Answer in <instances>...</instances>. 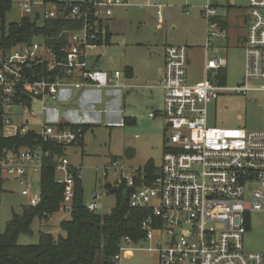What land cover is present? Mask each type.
Wrapping results in <instances>:
<instances>
[{
  "label": "built area",
  "instance_id": "obj_1",
  "mask_svg": "<svg viewBox=\"0 0 264 264\" xmlns=\"http://www.w3.org/2000/svg\"><path fill=\"white\" fill-rule=\"evenodd\" d=\"M207 0L201 15L206 20L204 43L205 78L190 85L187 81L188 56L184 46L164 48L161 116L170 130L166 138L159 174L151 186L135 188L129 195V209H146L150 213L141 221L143 240L151 242L155 233L165 237L157 247L159 264H264V253L245 252L242 236L246 232L248 213L264 209V131L217 129L207 125V105L223 92L245 96L264 91L252 82H264V0H248L247 32L244 42V74L241 86L227 88L210 72L225 67L224 60L210 57L212 45L225 41L226 29ZM36 5V4H35ZM127 0H82L50 5L32 12L30 4L22 6L26 15L41 20L61 19L79 24V28L62 31L46 38L59 45L47 44L44 37L31 43L0 50V106L5 136L35 134V147L0 154V184L11 178L27 198L28 207H37L39 192H33L31 179L40 176L43 162L50 156L43 146L73 147L81 144L80 125H55L42 116L56 103L62 90L86 88L124 89L120 72L107 74L91 69L88 55L98 49L105 33L102 19L113 9L128 6ZM147 6H158L147 1ZM25 100H30L27 106ZM39 106L35 110L34 104ZM153 115L151 114L150 117ZM123 124H119L122 127ZM117 175V185L135 186V178L145 180L143 169L127 168L115 160L104 168ZM55 183L63 188L59 213L69 215L80 170L70 166L66 157L56 161ZM95 200L86 209L95 212ZM125 244H131L126 238ZM125 250V246L120 252ZM119 262L120 255L115 256Z\"/></svg>",
  "mask_w": 264,
  "mask_h": 264
},
{
  "label": "rangeland",
  "instance_id": "obj_2",
  "mask_svg": "<svg viewBox=\"0 0 264 264\" xmlns=\"http://www.w3.org/2000/svg\"><path fill=\"white\" fill-rule=\"evenodd\" d=\"M11 8L6 13L5 24L18 23L23 17H33V14L23 13L22 6L30 4L32 12L43 8L36 6L42 0H11ZM62 3H76L82 0H58ZM148 0H130L126 8L114 9V17L123 23V34L115 37L107 48H101L99 63L104 69L122 71L130 66L135 73L140 74L160 46L164 43L179 46H189L193 50L189 54L188 78L190 82L203 79L202 67L205 54L198 47L205 43L206 20L200 10L207 5V0H151L158 6H147ZM36 4V5H35ZM217 16L225 21L227 37L220 43L221 50L210 52L209 56L220 58L225 62L224 87L241 86L244 74V42L247 32L248 0H212ZM157 7H160L158 9ZM185 11L189 15H185ZM163 22L158 23L157 13ZM119 31V32H121ZM158 46V47H157ZM217 47L218 45H214ZM100 67H98L99 69ZM102 69V68H101ZM253 88H264V82H252ZM36 111L39 106L34 104ZM161 103L157 104L160 107ZM151 105L138 109L136 122L124 129L105 128L103 118L92 130L83 135V148L73 146L66 149V156L73 167H79L81 174L82 201L88 205L96 202L95 213L108 215L115 206V196L106 194V184H113L117 175L111 171L104 176V168H108L115 160H121L127 168H144L152 163L159 171L162 157L167 149L166 138L170 130L165 128L161 118L151 121L148 118ZM207 125L217 129H242L246 132L264 131V91H253L245 96L235 92H223L218 98L207 105ZM127 148L134 149L135 156L126 160L123 156ZM116 158V159H113ZM32 191H40V176L31 179ZM28 201L21 194V187L11 178L3 179L0 186V232L13 214H20ZM69 215L55 214L48 223L34 219L30 234H22L17 239L21 246L36 245L41 233H50L57 238L59 223ZM246 232L242 236V246L245 252L264 253V209L260 212L248 213L246 216ZM165 242V237L155 233L151 242L141 240L136 244H125V250L119 253L118 264H159L158 253L149 251L157 247V240Z\"/></svg>",
  "mask_w": 264,
  "mask_h": 264
},
{
  "label": "trees",
  "instance_id": "obj_3",
  "mask_svg": "<svg viewBox=\"0 0 264 264\" xmlns=\"http://www.w3.org/2000/svg\"><path fill=\"white\" fill-rule=\"evenodd\" d=\"M45 4L60 5L58 0H42ZM11 0H0V50L6 51L35 38H55L62 31L77 29L79 24L61 19L41 20L38 15L23 17L18 23L5 24L6 13L11 8ZM225 28V21H221ZM47 40V39H46ZM47 44L59 45L47 40ZM220 85L225 83V71L217 73ZM27 106L31 101L25 100ZM3 112L0 106V154L5 151H18L21 148L35 147V134L5 136L3 133ZM83 129V128H82ZM84 132V130H83ZM50 156L43 162L40 173L41 201L37 207H24L20 214H13L0 232V264H118L115 256L128 238L131 244L143 240L144 232L140 223L150 213L146 209H129V195L135 188L151 186L159 174L152 163L144 168L145 180L135 178L134 187L124 184H106V194L115 196V206L108 215L100 216L86 209L82 201L81 182L76 181L72 209L69 216L59 223L57 238L50 233H41L36 245L21 246L17 239L22 234H30L34 219L42 223L59 213L63 198V188L55 183L56 161L65 157L63 146H43ZM140 169V168H139ZM1 186V184H0Z\"/></svg>",
  "mask_w": 264,
  "mask_h": 264
},
{
  "label": "crops",
  "instance_id": "obj_4",
  "mask_svg": "<svg viewBox=\"0 0 264 264\" xmlns=\"http://www.w3.org/2000/svg\"><path fill=\"white\" fill-rule=\"evenodd\" d=\"M229 1L230 4L233 5L234 0ZM127 2L129 5L131 4L130 0H127ZM126 7L127 6L117 8ZM157 8L160 9V7ZM114 9L112 15L108 18L102 19L100 23V27L105 33L104 41L99 45L96 51L90 52L88 55V65L91 69L104 71L109 75L118 70L104 69L103 64L99 63L102 55H98L96 53H99V50L103 47H109L115 37H120L123 34L121 30L123 29L124 24L115 19ZM185 15H189V12L185 11ZM157 16L158 23L163 22L159 12L157 13ZM219 18L223 20L221 17ZM222 42L223 41L214 42L212 45V51H217L218 49L221 50L219 45ZM214 45L218 46L215 47ZM166 46L179 45H171L167 43L162 44L158 52L153 55L151 62L147 65V68H145L138 75L130 66H125L122 71H119V82L125 86L124 89L86 88L82 90H62L59 94L58 101L50 105V109L42 116V118L45 121L55 125H80L84 130V135L85 133H87V131L92 130L93 127L100 123L101 117L104 119L102 122V126L105 128L124 129L128 125H134L136 122V113L138 109L144 108L146 105H151V112L148 113V118L151 121H155L159 118L163 120L161 116L163 106V91L160 87V82L163 77L164 48ZM183 46L187 49L189 66V54L193 50L197 49L186 45ZM198 50L203 51V53L205 54L204 44L198 47ZM188 66V83L190 85H194L196 83L202 82L205 78V62L201 71L203 79L195 83L189 81ZM98 67L100 68L98 69ZM222 69L225 70L224 68ZM219 71L210 72V76L213 75L216 79L217 73ZM158 103H161L160 107H157ZM151 114L153 115L152 117H150ZM119 124H123L122 127H120ZM163 126L166 128L165 124ZM83 146L84 144L82 140L81 144L78 145V147L83 148ZM65 151L66 149L64 150V155L69 161V158L66 156ZM70 166L73 165L70 164ZM76 168L79 169V167Z\"/></svg>",
  "mask_w": 264,
  "mask_h": 264
},
{
  "label": "water",
  "instance_id": "obj_5",
  "mask_svg": "<svg viewBox=\"0 0 264 264\" xmlns=\"http://www.w3.org/2000/svg\"><path fill=\"white\" fill-rule=\"evenodd\" d=\"M134 154H135V151L134 149H131V148H127L124 153H123V156L126 160H130L134 157Z\"/></svg>",
  "mask_w": 264,
  "mask_h": 264
}]
</instances>
